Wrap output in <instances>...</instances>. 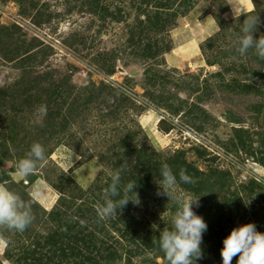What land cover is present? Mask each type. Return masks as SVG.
Here are the masks:
<instances>
[{
  "label": "rangeland",
  "instance_id": "obj_1",
  "mask_svg": "<svg viewBox=\"0 0 264 264\" xmlns=\"http://www.w3.org/2000/svg\"><path fill=\"white\" fill-rule=\"evenodd\" d=\"M247 1L238 12V0H0V89L22 71H32L31 87L47 74L68 80L77 107L52 132L39 103L0 106V184L33 217L23 231L0 226V264H168L159 234L171 229L181 193L200 196L193 208L208 225L195 264H221L234 227L254 222L264 232V58L233 45L245 13L258 16L254 38L264 34V0ZM17 46L26 70L11 60ZM194 49L200 59L184 64L182 50ZM91 85L97 91H85ZM9 107L23 111L15 122ZM36 141L47 162L16 175ZM165 163L178 181L171 200L157 195ZM181 169L192 182L179 181ZM116 170L110 198L131 182L139 203L129 191L133 201L101 218Z\"/></svg>",
  "mask_w": 264,
  "mask_h": 264
},
{
  "label": "clouds",
  "instance_id": "obj_2",
  "mask_svg": "<svg viewBox=\"0 0 264 264\" xmlns=\"http://www.w3.org/2000/svg\"><path fill=\"white\" fill-rule=\"evenodd\" d=\"M258 22V16L253 14L245 16L243 22L240 23V29L233 45L241 56L245 55L249 49H254L258 57L264 58V34L259 35L258 38H254L253 35L257 31ZM45 110L42 105L40 111ZM46 162L44 146L38 141L33 142L27 154L17 161L15 174L21 177L27 176ZM159 173L160 177L156 181L159 185L157 195H167L171 200L178 186L177 177L166 163L161 165ZM179 181L190 183L192 178L181 169ZM119 183L120 171H113L111 182L105 189V193L109 195H106L103 204H98L96 208L101 218L115 214L129 200L133 201L127 197L129 191L135 192V184L131 182L124 187V196L118 200L110 198L118 195ZM135 194L137 199L133 202L139 203L137 193ZM199 197L191 198L182 193L175 196L178 207L172 218V227L163 229L159 234V247L168 264H195V261L203 255L201 243L208 225L193 208L194 205L199 207ZM32 219L28 202L15 191L0 184V226L23 231ZM222 243L221 264H231L233 257L237 254L239 255L236 264H264V232L258 231L254 222L234 227Z\"/></svg>",
  "mask_w": 264,
  "mask_h": 264
},
{
  "label": "trees",
  "instance_id": "obj_3",
  "mask_svg": "<svg viewBox=\"0 0 264 264\" xmlns=\"http://www.w3.org/2000/svg\"><path fill=\"white\" fill-rule=\"evenodd\" d=\"M246 14L248 16L251 14V12L240 15L239 18L242 20L245 19ZM21 43L22 45L26 44L24 41H22ZM33 47L35 46H32L30 48ZM23 51L24 50L22 49V47L17 46L15 50L12 51L11 53L12 55L11 60L18 59L17 66L19 67V69L26 70V68H28L26 66H29L30 60L29 59L24 60L22 57H20V53ZM31 72L32 71H22V75L20 79L15 81L13 85L7 88L0 89V95L4 97V100L1 99L0 101V106L2 107V109L5 110V108L8 107L4 103L6 102L8 104V99H11L16 103L21 102L20 103L21 107L22 105L28 106L30 104L29 106H31L32 104L39 103L40 105H44L46 109L45 110L46 116L45 115L43 116V120L45 121V124L46 121L48 120L52 121L51 126L47 124V130H53L52 132H56V128L58 126L62 127L71 124L73 120L71 118L75 116L73 112L77 107L73 108L74 102L69 103V100H71L72 98V91H74V89L71 87L69 88V83H67L68 80L66 79L65 81H60V82H54V81L50 82V78L45 77L47 76V74L37 75L38 77H36L37 79H34L32 81L34 85H32L31 87L29 84V80L25 78V76L29 78ZM42 86H47V87H42ZM33 89L37 90V92L32 91ZM85 91H97L96 86L91 85L90 87H86ZM91 95L92 94H90L89 96L91 97ZM61 105H63L64 107L68 105L69 108L67 109V111L71 113L69 115H67L66 112L65 114L63 113L61 114L60 112L62 110ZM121 107L122 105L119 106V108ZM9 109L13 113L12 120L15 122L17 118L20 116V113H22L23 111L17 110V108L15 107H9Z\"/></svg>",
  "mask_w": 264,
  "mask_h": 264
},
{
  "label": "crops",
  "instance_id": "obj_4",
  "mask_svg": "<svg viewBox=\"0 0 264 264\" xmlns=\"http://www.w3.org/2000/svg\"><path fill=\"white\" fill-rule=\"evenodd\" d=\"M245 6H247L248 7V1L247 0H238V5H237V9H239V10H241V11H238V12H245ZM243 10V11H242ZM248 10H250V8H248L247 9V11ZM191 46H193V45H191ZM183 51V53H184V56H185V58L186 59H184V64H185V62H186V60L189 58V59H198L199 58V55L197 54V52H196V50L194 49L193 51H186V50H182ZM182 53V52H181ZM182 53V54H183ZM178 57L179 58H181L182 59V56L180 55V54H178ZM184 58V57H183ZM188 59V60H189ZM200 59V58H199ZM187 60V61H188ZM183 62V61H182Z\"/></svg>",
  "mask_w": 264,
  "mask_h": 264
},
{
  "label": "built area",
  "instance_id": "obj_5",
  "mask_svg": "<svg viewBox=\"0 0 264 264\" xmlns=\"http://www.w3.org/2000/svg\"><path fill=\"white\" fill-rule=\"evenodd\" d=\"M186 134H187L188 136L192 137L191 134H190L189 132H186Z\"/></svg>",
  "mask_w": 264,
  "mask_h": 264
}]
</instances>
